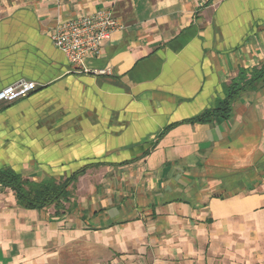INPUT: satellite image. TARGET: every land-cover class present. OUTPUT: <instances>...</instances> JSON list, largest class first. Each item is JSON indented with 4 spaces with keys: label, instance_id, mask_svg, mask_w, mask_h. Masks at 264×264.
Returning <instances> with one entry per match:
<instances>
[{
    "label": "crops",
    "instance_id": "0c3cea01",
    "mask_svg": "<svg viewBox=\"0 0 264 264\" xmlns=\"http://www.w3.org/2000/svg\"><path fill=\"white\" fill-rule=\"evenodd\" d=\"M101 9L122 26L84 64L111 73L79 74L51 32ZM263 66L264 0H0V90L39 84L0 105V170L87 168L60 212L0 187V264L264 261V85L190 122Z\"/></svg>",
    "mask_w": 264,
    "mask_h": 264
},
{
    "label": "built area",
    "instance_id": "2783aa9c",
    "mask_svg": "<svg viewBox=\"0 0 264 264\" xmlns=\"http://www.w3.org/2000/svg\"><path fill=\"white\" fill-rule=\"evenodd\" d=\"M112 10L101 9L83 17L61 21L51 32L54 46L66 56L73 71L79 74L108 75L110 69L91 70L84 62L88 56L98 57L102 46L121 28ZM39 89L34 81L21 79L0 90V105L29 96Z\"/></svg>",
    "mask_w": 264,
    "mask_h": 264
},
{
    "label": "trees",
    "instance_id": "16d2710c",
    "mask_svg": "<svg viewBox=\"0 0 264 264\" xmlns=\"http://www.w3.org/2000/svg\"><path fill=\"white\" fill-rule=\"evenodd\" d=\"M241 75L242 78L239 82H233L228 86L225 99L217 107L191 119L190 122L205 123L213 118L229 119L232 114L233 102L242 92L255 90L264 85V66L259 70L252 71L249 76L245 71L241 72ZM169 129L162 135L166 134ZM86 169L79 170L63 181L49 179L35 183L24 179L12 169L6 168L0 170V187L13 190L18 204L25 209L38 210L55 205L57 212H60L63 210L62 202L71 196L70 187L85 173Z\"/></svg>",
    "mask_w": 264,
    "mask_h": 264
},
{
    "label": "rangeland",
    "instance_id": "374dc122",
    "mask_svg": "<svg viewBox=\"0 0 264 264\" xmlns=\"http://www.w3.org/2000/svg\"><path fill=\"white\" fill-rule=\"evenodd\" d=\"M219 249V247L216 248L215 254L211 251V264H264V261H258L256 258L248 261L245 260L243 258L244 255L240 252L232 251L233 253L228 254V252H225L224 254Z\"/></svg>",
    "mask_w": 264,
    "mask_h": 264
}]
</instances>
